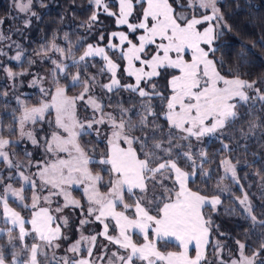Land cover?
Here are the masks:
<instances>
[{
    "label": "snow or ice",
    "instance_id": "1",
    "mask_svg": "<svg viewBox=\"0 0 264 264\" xmlns=\"http://www.w3.org/2000/svg\"><path fill=\"white\" fill-rule=\"evenodd\" d=\"M89 2L94 4L86 22L89 29L102 9L123 30L108 33L103 45L105 34L101 33L96 44L69 41L64 48L53 39L34 51V56L52 65L46 76L30 83L40 84L41 98L29 105L17 96L13 121L6 128L0 125V164L4 166L0 169V238L7 237L0 244V264H212L207 255L212 221L205 209L215 210L222 201L220 195L208 196L191 186L197 178L205 184L211 179V171L204 168L207 152L197 151L193 141L217 137L222 151L231 152L224 143L225 129L243 115L252 116L257 102L264 110V90L257 87L264 80L242 78L240 65L235 74H222L215 43L231 26L218 0ZM33 4L34 0H12V7L29 17L24 27L37 15ZM5 39L10 36L0 32V41ZM0 55L6 53L0 51ZM23 55L18 50L10 59L20 61ZM97 58L103 64L93 74L88 71L89 61L95 67ZM244 59L243 53L238 55V60ZM121 69L131 82L122 83ZM3 71L13 82L27 74V70L16 73L8 67ZM104 76L107 83H101ZM74 88L80 91L69 95ZM97 89L106 94L128 92L139 97L138 105L125 107L122 101L113 105L110 96L105 105ZM81 105L86 112L92 110L90 118H80ZM242 106L248 107L247 113H241ZM161 119L167 123L166 130ZM38 124L48 125L43 136H38ZM100 126H107L108 132L102 135ZM257 130L264 133L258 116L248 121L247 131L239 129L240 137L247 140ZM93 131L99 142H105L98 156L95 146L82 143ZM25 139L43 150L40 160L33 161L28 151L25 160L16 159L12 149ZM238 163L222 156L219 192L228 191L221 187L228 176L239 184ZM5 170L11 182L2 175ZM15 183L19 186L14 187ZM74 188L82 192L80 198L73 195ZM237 199L251 220L249 232L260 229L259 247L249 256L250 246L237 240L236 254L229 252L225 260L223 246L217 242L215 264H264L260 258L264 219L253 214L247 193ZM69 207L80 209L83 219L77 229L79 238L60 256L56 250L68 239L63 231L68 218L61 214ZM92 223L102 225V230L85 235L83 227ZM99 237L108 244L99 245L97 254ZM169 247L175 250H165Z\"/></svg>",
    "mask_w": 264,
    "mask_h": 264
},
{
    "label": "trees",
    "instance_id": "2",
    "mask_svg": "<svg viewBox=\"0 0 264 264\" xmlns=\"http://www.w3.org/2000/svg\"><path fill=\"white\" fill-rule=\"evenodd\" d=\"M45 8L39 18L36 20L35 33L32 35V45L37 43H43L48 45L53 39L61 47L67 48L69 41L72 44H76L78 41L82 46H86L89 42H92L95 38H98V28L87 30V21L93 12V7L88 4L89 0H43ZM221 6L222 12L224 13L225 20L231 26V31L224 29V35L216 41L215 46L218 49L215 53L217 60L222 61L223 68L222 74L232 75L235 74V69L238 65L239 74L242 78L247 80H264V0H221L218 2ZM12 15V9L9 5L8 0H0V20L6 22L7 16ZM65 34L68 36V40L65 39ZM64 39V41L62 40ZM83 47L80 48V51ZM243 53L246 57L244 60H238V55ZM79 52H77V57ZM26 58V57H25ZM36 58V56L34 57ZM38 62L42 64V60L38 59ZM35 63L34 66L39 68V64ZM45 66H46V61ZM93 61H89L90 67L89 72H97L100 68L99 61H95L96 66L91 67ZM23 64V65H22ZM37 64V65H36ZM30 66L28 61L24 60L20 64H9V68L13 72L23 71L27 68L30 70L34 67ZM75 68L71 69L73 71ZM229 69H233L230 73ZM1 73V72H0ZM106 76L103 77V80ZM102 80V81H103ZM165 81L163 78L160 81L161 87H163ZM257 87L264 90V83H259ZM80 91L79 88H74L69 91V95H75ZM111 97V103L115 105L118 101H122L125 107H130L133 104L139 102V98L128 92L122 94L120 91L117 94H107L102 99L104 103L108 104V97ZM131 96V99H130ZM28 104H36L37 100H34V95L26 97ZM159 103L158 101L156 102ZM13 105L9 104V101L2 100L0 98V125L6 126L13 121ZM262 106L259 102L256 103V107L252 110L253 115H243L242 119L238 120L235 125L229 126L225 129L224 143H228L231 147V153L234 157L231 159L233 163L237 164V175H239V184H245L243 177H248L249 180L256 181L255 186H247V189L252 190L253 195L249 197L253 207V214L258 219H264V199L257 190L264 187V133L260 130L256 132L254 136H250L247 140L241 139L240 128L244 131L248 129V121L255 119L257 116L260 118V123L264 124V110H261ZM241 113H247L248 107L242 106L240 109ZM18 112V111H17ZM164 125L165 130L167 129L166 121L162 119L159 121ZM139 135V133H137ZM5 135L7 132L5 131ZM13 136L12 139H15ZM86 142V146L91 148L96 147V153L98 154L104 148V142H99L97 137L91 135L84 136L82 143ZM206 144L205 150L207 152L208 160L206 166L212 169L213 180L215 176L222 174L221 168L219 167L220 160L222 158V145L220 139L217 137L205 139ZM246 145V148L244 147ZM240 163H244V167L240 166ZM256 173L257 175L253 174ZM253 175H255L253 177ZM262 180H259V176ZM221 177V176H220ZM217 178V177H215ZM230 181V180H229ZM214 182V181H212ZM232 182V181H231ZM194 189L197 186L191 185ZM28 194L30 193L27 192ZM205 195L209 194L210 191L207 189L203 192ZM73 194L80 198L81 195L77 191H73ZM229 198V200H228ZM231 197L222 199L221 206L215 213H207L206 216L212 221L211 232L214 236H217L220 241L228 246V251L236 245V241L246 242L250 247L246 249V254L251 255L252 249L259 247V232L257 228L255 233H250L249 230L252 227L251 220L246 216V212L241 210L239 205L232 200ZM233 205V206H232ZM222 206H226L232 210V212H224ZM211 216V217H210ZM251 237V238H250ZM6 242L5 238H0V244ZM7 255V260H9ZM264 259V252L261 253V257ZM213 264V263H212Z\"/></svg>",
    "mask_w": 264,
    "mask_h": 264
},
{
    "label": "rangeland",
    "instance_id": "3",
    "mask_svg": "<svg viewBox=\"0 0 264 264\" xmlns=\"http://www.w3.org/2000/svg\"><path fill=\"white\" fill-rule=\"evenodd\" d=\"M48 1H51V0H48ZM219 1H221V0H218V2ZM8 2H9V5L12 9V15L7 16V18L5 19L6 22L4 21V23L2 25H0V32H2L6 37L10 36V39H5L3 41H0V51H3L4 53H6V55H0V72H1L0 73V98L2 100L9 101V104L13 105L12 108L15 107V109H18L19 106H18L17 101H16L17 96H19L20 99H22L28 103V100L26 97H28L30 95H34V100H37L39 102V100L41 98L40 84L38 83L36 85L30 86V83L34 78L46 76L48 73V70L52 67V65H51L50 61H46V66L44 65L45 64L44 61H42V64H40V62H38V60H37L38 57L34 58L35 56L33 55L34 51H39L42 45L43 46H47V45H45L43 43H37L36 45H34V48H31V45L33 43L32 35L36 32L34 23L36 20H39L41 14L45 8L44 1L43 0H34L32 11L36 12L37 15L35 17H31V23L28 27H24V20L29 18V17L23 13H18L12 7V0H8ZM106 2L114 3L115 0H106ZM88 4L91 7H93V9H94V4L90 3L89 1H88ZM113 10H115V9H113ZM1 20H3V19H1ZM86 28H87V30H92L94 28L95 29L98 28V31H100V32H98V35H99L98 38L94 37V40L92 42H89L91 44H96L97 42H99V37H100L101 33L105 34L104 41L100 42L101 45L106 44L108 42L107 41V34L108 33H111L112 31L123 30V29H117V26L115 25V22H114V18L108 17L103 12L102 9L99 10L98 21L93 23L91 29H89L88 25L86 26ZM62 40L64 41V39H62ZM17 44L20 45L19 49L16 47ZM9 45H11V47H9ZM18 50H22L24 52V55L22 56L21 60L16 61V60L10 59V57L15 56V54ZM113 58H115V57H113ZM29 59L35 60L36 61L35 63L38 62L39 68L34 66L35 63L29 64L30 66L32 65L34 67L31 70H30V68H27L26 69L27 74L23 75V76L16 77L14 82H13V80L9 79L6 75V73L3 71V68L4 67L9 68V64H11V63L18 65L21 62H23L24 60L29 61ZM96 60L99 61L100 66L103 64V61L100 60L99 58H97ZM68 62L70 63V61H68ZM23 71H25V70H23ZM75 71H76V69L73 70V72H75ZM20 72H22V71H18L17 73H20ZM97 72H94L93 74H95ZM120 76H121L122 83L131 82L128 78L124 77L122 69L120 72ZM100 79H101V83H107L108 82L107 76L104 80H103V77ZM43 86L46 88L49 86L47 81L43 82ZM5 92L8 93L7 97H5L3 95V93H5ZM121 92H122V94H126V92H124L122 90H121ZM97 94L101 98H103L105 95H107L106 93L101 92L100 89H97ZM250 95H254V93H250ZM105 105H107V104L105 103ZM105 110L109 111L110 109L106 108ZM16 115H19V112H16ZM91 115H92L91 109H88L86 112L84 109V106L83 105L80 106L79 116L81 119H84L86 116L90 118ZM29 127H31V125H29ZM41 127H43L44 131L40 130ZM100 127L102 129V133H101L102 135H104L108 132L107 126H100ZM36 131L38 133V136H43L45 131H48V125L47 124H43V125L38 124V125H36ZM256 132H259V131L257 130ZM92 135L96 137V133L94 131L92 132ZM17 138L18 137L16 136L15 139H17ZM207 138H213V137H206V138H204V140L201 143H196L195 141H193V144H194L197 151L200 149L205 150L206 144L204 142H205V139H207ZM15 139H13V140H15ZM104 145H105V142H104ZM230 149H231V147H230ZM12 150H14L17 153L16 159H18V160H25V157H24L25 151L31 152L33 154L32 155L33 161L40 160L43 156V150L39 147L33 146L26 139L23 140L18 145H16L15 148ZM230 153L231 152H225L224 151L222 153V156H228L230 159H233L234 155L230 154ZM261 161L264 162V159H261ZM197 162L199 163V160ZM240 166L244 167L246 165H244V163L243 164L240 163ZM3 167L4 166L2 164H0V169H2ZM204 168L210 170L211 176H212V169L207 167L206 163L204 164ZM31 170L35 171V169H31ZM221 172H222V174L220 176H223L224 173H223L222 169H221ZM253 174L257 175L256 173H253ZM2 175L6 179V182H11V181H7V176H8L7 170H5L2 173ZM255 175H253V177ZM220 176H215V177H217V178L214 177V179H216V180H213L212 178L209 179L207 181V184L203 183L199 178H197L196 183L193 185H194V187L197 186L202 192H205L207 189H209L210 193L206 194L208 196H211L213 194L220 195L221 201L223 198L226 199L227 197H231L230 198L231 203H232V200H235V202L239 205V207L242 210L243 206L239 203V200L237 198H242L245 193H247L248 198L250 196H252L253 195L252 190L247 189L246 185L248 187L249 186H255L256 181L249 180V178L245 177V175H244L242 177L246 183L240 185V184H236L232 180L231 176H228L224 179V181L221 185V187H226L228 189V191L221 193L216 188V185H217V182H218ZM237 177H239V175H237ZM258 179L262 180V178L260 176ZM212 181H214V182H212ZM18 186H19L18 183L14 184V187H18ZM73 191L79 192L80 195L82 196V192L79 189L74 188ZM257 192L264 199V189H263V191H262V189H259V190H257ZM26 194L29 196L31 195V193H29V194L26 193ZM228 200H229V198H228ZM249 201H251V199ZM61 203H62V200H61ZM251 205H253V204H251ZM13 206H15V205H13ZM219 206H221V204L217 205L215 210H213L211 208V206L206 207L205 214H207L209 212L215 213L218 210ZM228 209H229L228 207L222 206V210L224 212H232L231 209L230 210H228ZM243 210H244V208H243ZM85 211H86V207H85ZM210 213H209V215H210ZM61 215L68 218V225L63 228V231H64L65 235L68 237V239L66 241H61L62 247L60 249L56 250L57 255H60V256L65 254V249H67L69 244L75 242L79 238L80 232H78L77 229L80 227V223H79L80 220L83 219V217L80 214V209H73L72 207L65 208ZM246 216H248L247 213H246ZM207 217H209V216H207ZM2 226L3 225H0V227H2ZM101 230H102V225H100L98 223H92V224L85 225L82 229V231L84 232L85 235L94 234V233L99 232ZM4 238H5V240H7L6 236ZM210 241H211V243L208 246L207 255L213 264H215V254H214L213 249H214L217 242H219L223 246L222 253H221L223 259H225V260L229 259V252H232L234 255L236 254L237 246H234L231 251H228L227 250L228 246L223 244V242L220 241V239L217 236H214V234L211 231H210ZM28 242L31 243V240L29 239ZM104 244H108V241L104 240L103 237H99L98 241H97L98 247L95 250L97 254L101 250L99 245H104ZM114 247L115 246H110V249H112ZM165 250H175V249H174V247H169ZM6 255H10V251H7ZM41 259H43V258H41ZM10 260H11V255L9 256L8 261H10Z\"/></svg>",
    "mask_w": 264,
    "mask_h": 264
}]
</instances>
